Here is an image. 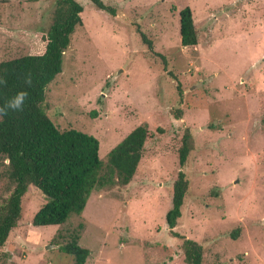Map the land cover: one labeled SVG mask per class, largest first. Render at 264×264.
I'll use <instances>...</instances> for the list:
<instances>
[{"label": "rangeland", "instance_id": "rangeland-1", "mask_svg": "<svg viewBox=\"0 0 264 264\" xmlns=\"http://www.w3.org/2000/svg\"><path fill=\"white\" fill-rule=\"evenodd\" d=\"M76 1L82 25L46 88V113L95 136L101 159L146 124L143 154L128 185L92 192L64 224L31 223L45 198L28 186L3 249L15 264H75L59 245L77 233L84 264H186L165 221L182 170L189 185L173 230L203 245V264H264V0H102L114 15ZM54 3L0 0V61L37 48ZM185 6L192 47L180 42ZM186 128L194 148L181 166Z\"/></svg>", "mask_w": 264, "mask_h": 264}, {"label": "trees", "instance_id": "trees-1", "mask_svg": "<svg viewBox=\"0 0 264 264\" xmlns=\"http://www.w3.org/2000/svg\"><path fill=\"white\" fill-rule=\"evenodd\" d=\"M90 1L98 9L115 14L102 0ZM82 11L83 6L76 0H55L50 25L45 33L39 34L37 48L0 61V107L18 93L27 92L22 111L9 110L0 117V264H15L11 253L3 247L21 219L22 198L28 186H35L45 198L31 223L64 224L69 216L82 213L92 192L128 185L143 154L148 134L146 124L134 127L101 159L95 136L72 127L60 128L46 113V88L62 71L64 52L74 30L82 25ZM179 34L183 47L198 43L189 6L179 11ZM141 37L153 51L152 42L142 32ZM29 78L30 84L25 82ZM259 105L264 111V92ZM175 114L181 118L180 110ZM193 148V136L186 128L178 149L181 166ZM188 185L184 171L179 170L172 183L171 205L165 221L172 235L182 240L186 264H203V245L173 230L181 216ZM238 231L236 228L231 235L237 236ZM77 240V233H73L59 249L73 255L75 264H84L90 251Z\"/></svg>", "mask_w": 264, "mask_h": 264}, {"label": "clouds", "instance_id": "clouds-1", "mask_svg": "<svg viewBox=\"0 0 264 264\" xmlns=\"http://www.w3.org/2000/svg\"><path fill=\"white\" fill-rule=\"evenodd\" d=\"M25 82L30 84L31 83L30 78L26 79ZM26 98H27V92L18 93L4 107H0V117L7 115L9 110L22 111Z\"/></svg>", "mask_w": 264, "mask_h": 264}]
</instances>
